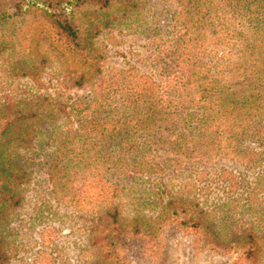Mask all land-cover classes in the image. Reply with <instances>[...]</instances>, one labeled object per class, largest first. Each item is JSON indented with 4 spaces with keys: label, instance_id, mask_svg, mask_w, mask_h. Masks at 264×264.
<instances>
[{
    "label": "rangeland",
    "instance_id": "1",
    "mask_svg": "<svg viewBox=\"0 0 264 264\" xmlns=\"http://www.w3.org/2000/svg\"><path fill=\"white\" fill-rule=\"evenodd\" d=\"M71 6L83 78L38 9L0 19V264H264V0Z\"/></svg>",
    "mask_w": 264,
    "mask_h": 264
},
{
    "label": "trees",
    "instance_id": "2",
    "mask_svg": "<svg viewBox=\"0 0 264 264\" xmlns=\"http://www.w3.org/2000/svg\"><path fill=\"white\" fill-rule=\"evenodd\" d=\"M100 3L101 6L108 4L109 0H87ZM82 0H15L12 5L0 0V19L14 18V14H21L23 10L28 8H36L40 11L41 16L51 19V27L59 34V41L56 45L51 46L58 48L59 54H65L67 58H71L79 67L77 72L81 78L86 74V70L89 67V57L87 55V48L79 34V28L72 21L71 18V4L78 5ZM14 6L13 13H10L11 7ZM61 6V8H59ZM62 9L65 12H62ZM55 46V47H54ZM88 49V48H87ZM79 82V80L77 81ZM7 191L5 187L0 184V199L1 196H5ZM1 199V204L5 200ZM164 216L167 218L177 219L180 218L179 224L184 227H190L196 230V232L204 233V243L210 244L211 247H217L224 249L225 247L235 248L234 250L242 252L245 256H249L252 260L255 259V253L257 251V238L252 230L248 232L241 239L234 238L230 241H224L219 236V233L215 230V225L209 224V215L200 208L198 203L194 199H187L182 201L179 199L170 198L166 200L162 205V213L159 214L158 219Z\"/></svg>",
    "mask_w": 264,
    "mask_h": 264
}]
</instances>
